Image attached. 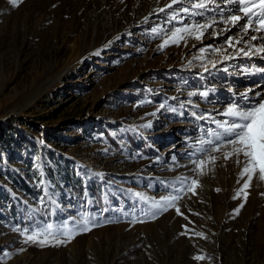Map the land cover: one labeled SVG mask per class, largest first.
Returning a JSON list of instances; mask_svg holds the SVG:
<instances>
[{
  "label": "rangeland",
  "instance_id": "1",
  "mask_svg": "<svg viewBox=\"0 0 264 264\" xmlns=\"http://www.w3.org/2000/svg\"><path fill=\"white\" fill-rule=\"evenodd\" d=\"M199 2L0 0V264H264V180L200 143L264 97V31Z\"/></svg>",
  "mask_w": 264,
  "mask_h": 264
},
{
  "label": "snow or ice",
  "instance_id": "2",
  "mask_svg": "<svg viewBox=\"0 0 264 264\" xmlns=\"http://www.w3.org/2000/svg\"><path fill=\"white\" fill-rule=\"evenodd\" d=\"M21 0H11L13 5H17ZM224 3L228 5H233V8L228 9L231 13L227 17H223V10L220 11V15L223 18V22L229 24L231 26H238L239 29L246 35L249 30L256 31H264V0H223ZM177 0H172V4H176ZM209 3H216V0H200L199 3H194L192 5L193 9H208ZM171 7V5H169ZM217 7L219 5L217 4ZM183 12L189 13V8L185 7L182 9ZM160 11H164V9H160ZM203 14V13H192ZM175 18V14L172 17ZM244 21V23H240ZM215 22V20H213ZM259 24V27L256 26ZM211 25H195V27L206 28ZM188 29L185 28L184 31ZM181 32V29H176V32L173 33L172 43H176L177 39H182L183 37H177L176 33ZM199 39V37H197ZM257 36L251 35L249 36V40H256ZM261 40H264V36L260 37ZM232 38H229V44H231ZM240 41H237L239 43ZM167 43V42H166ZM243 52V49H240ZM258 52H264V45H262L258 50ZM244 55H248L247 52ZM264 59V57H261ZM226 59H231V57H226ZM215 66V65H214ZM207 70V69H205ZM258 71H264V69H257ZM226 71V69H225ZM189 95H195V93H189ZM201 96L207 97L208 92L205 91L200 93ZM194 114V113H193ZM225 116L229 117L230 120H226L224 122L221 121H213L217 129L211 130L209 129L208 135L213 137L207 141L201 140L200 143L211 145V147L207 149H203V151H207L209 153L213 151H221L223 148H228L231 146V152L227 153L225 158H230V156L235 155L237 158L240 154H243L245 157V168L244 173H249V179H251V174L259 171V179L264 180V97L261 98L259 102L254 105L248 106L246 108H242L236 104H233L229 107L225 113ZM199 119H204L205 117H198ZM215 159V158H213ZM196 161H193L195 163ZM200 164H203L204 161L200 160ZM237 163H239V159H237ZM195 183V181H193ZM245 188L249 187L248 183H245ZM178 197H173L172 199H177ZM167 199V198H165ZM159 207V205H156ZM87 221H84V226L81 229L82 231H87ZM52 225H48V228H51ZM15 231H20V229H14ZM46 230H45V233ZM39 243L43 245L45 243L44 240H36L33 239L32 236H29L25 243ZM63 241L57 240V243H62ZM23 250V249H21ZM197 259H201V257H197Z\"/></svg>",
  "mask_w": 264,
  "mask_h": 264
},
{
  "label": "bare ground",
  "instance_id": "3",
  "mask_svg": "<svg viewBox=\"0 0 264 264\" xmlns=\"http://www.w3.org/2000/svg\"><path fill=\"white\" fill-rule=\"evenodd\" d=\"M225 26H226V25H225ZM229 26H231V25H229ZM213 27H214V29L216 30V32H218V31H217V28H218V27H217V26H212V28H213ZM236 27H238V26L232 27L231 29L236 28ZM263 75H264V74H263ZM210 250H211V249H210ZM210 252H211V251H210ZM244 257H245V256H244ZM243 259H244V258H243Z\"/></svg>",
  "mask_w": 264,
  "mask_h": 264
}]
</instances>
